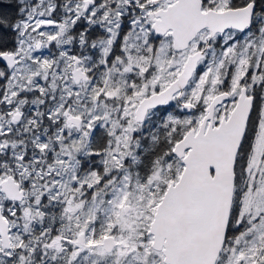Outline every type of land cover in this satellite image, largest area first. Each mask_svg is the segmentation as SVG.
Returning <instances> with one entry per match:
<instances>
[{"label":"snow or ice","instance_id":"6c2138e0","mask_svg":"<svg viewBox=\"0 0 264 264\" xmlns=\"http://www.w3.org/2000/svg\"><path fill=\"white\" fill-rule=\"evenodd\" d=\"M0 264H264V0H0Z\"/></svg>","mask_w":264,"mask_h":264}]
</instances>
